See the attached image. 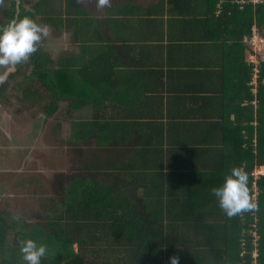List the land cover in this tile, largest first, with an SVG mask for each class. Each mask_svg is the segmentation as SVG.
I'll list each match as a JSON object with an SVG mask.
<instances>
[{
  "label": "crops",
  "instance_id": "obj_1",
  "mask_svg": "<svg viewBox=\"0 0 264 264\" xmlns=\"http://www.w3.org/2000/svg\"><path fill=\"white\" fill-rule=\"evenodd\" d=\"M242 1L239 0L241 5ZM39 2L28 0L23 6L27 11L35 12V5ZM49 3L54 14L64 21L62 25L55 26L56 30L42 25L47 27V35H51L57 45L54 56L44 51L51 59V66L58 71L60 62L65 58H88L82 45L76 41V28L71 26V20H80L85 44L101 46V55H104L108 72L113 69L115 74L109 79L110 86L114 84L115 97L105 103L100 115L103 116V122L122 124L118 126L121 130L118 133L124 134L123 144L118 143L117 148H105L98 147L94 138L77 146L71 142L70 126L58 135L55 133L56 138H64L63 153H67L70 160L67 169L74 168L81 152L89 162L99 160L106 165L113 160L117 163L146 165L148 168L162 165L164 171L171 167L170 160H182L184 155L183 159L188 161L186 166L200 170L203 180L197 181L196 185H211L209 188L212 189L223 183L232 167L242 164L238 160L240 157H237L241 142L238 144L237 140L242 136L250 140L251 127L258 126L257 92L254 93L258 84L255 85L254 78H251V67L246 64V60L252 63L253 54L247 51L245 44L234 40L236 33L233 31H216L213 19L219 15L220 4L217 5V11L209 10L205 14L207 7L199 1L192 4L184 0L178 3L173 0H109V4L103 8L97 7L96 0H49ZM207 16L211 24L204 22ZM68 18L71 19L70 28ZM27 70L31 73L34 69ZM12 91L8 89L6 92L9 99L7 105L0 102V217L3 218L0 222V264H25L19 251V241L32 238L39 243L43 240L42 232L54 231V227L51 228L44 219L52 212L44 209V203H41L40 209L37 208L42 200L41 194L50 193L49 199H59L60 191L64 194L80 192L84 183L80 177L68 180L50 177L63 170L54 165H45L44 154L48 148L43 137L37 133L38 136L35 135L31 140L28 138L29 133L23 135L14 132L13 127L17 123L19 126L22 123L30 124L27 115L31 110L28 107L31 106L25 109L20 106H24L20 103L22 94L15 92L13 95ZM252 95L255 96L253 99ZM91 99L89 92L86 100L91 102ZM62 103L68 105L70 102ZM59 111L50 118L57 116L55 128L62 113ZM92 119L93 109L90 105L72 113V120L76 122H89ZM44 122L45 119L42 125ZM34 126L38 125L34 122L31 127ZM28 127H25L26 131ZM134 127H137V131ZM129 128L132 129L130 136L126 132ZM239 129H244L241 137ZM253 140L256 142V135ZM239 167L245 170V165ZM30 169L32 173L40 175H22L28 174ZM251 176H254L251 200L256 206L264 190L257 183L264 176V165L255 164ZM150 181L138 182L134 186L135 183L129 177H124L121 183L131 184L132 187L130 190L122 188V192L124 195L133 193L132 200H151L157 194L152 189L147 191L146 186L152 183ZM171 181L175 180L171 178ZM72 184L77 189L72 188ZM30 201L35 208L30 206ZM55 213L59 214L60 211ZM107 215L102 210L101 217H97L103 220ZM142 224L137 221L133 225L126 224L118 228L127 227V230L138 232ZM102 228L104 231L109 227L103 225ZM117 230L114 229L115 232ZM112 237H102L101 248L113 251L121 247L124 250L128 240ZM202 243L203 240H200ZM76 244L79 246L78 243L73 246ZM94 246L90 243L86 248L93 249ZM124 255L123 252H101L97 258L86 256L80 262L155 264L152 257L142 259ZM204 259L198 260L199 264H210ZM41 264H45L44 259ZM159 264H168V261Z\"/></svg>",
  "mask_w": 264,
  "mask_h": 264
},
{
  "label": "trees",
  "instance_id": "obj_2",
  "mask_svg": "<svg viewBox=\"0 0 264 264\" xmlns=\"http://www.w3.org/2000/svg\"><path fill=\"white\" fill-rule=\"evenodd\" d=\"M173 1L178 3L182 0ZM184 1L192 4L199 1L207 7L205 14H208L209 10L217 11V5L220 4L219 15L213 19L216 31L236 33L234 40L245 44L247 51L260 61L256 70L255 65L246 60V64H249L252 70V79L256 75L255 70L258 71L256 95L259 108L258 126L251 127L250 140L241 137L244 129H239L241 139L237 140L238 144L241 142L237 150V157H240L238 160L242 163L239 166L245 165L251 200V187L254 181L252 171L255 164L264 165V55L262 58L254 53L248 41L254 34L264 37V0L257 4L252 0H245L242 5L239 0ZM23 4L21 0H4L0 4V16L4 17L0 26L24 16L35 21L39 19L40 21H36L38 24L47 25L55 30V26H60L64 22L62 17L50 9L49 0H40L35 5V12L27 11ZM70 20L69 18L67 20L68 27L76 28V41L82 45L88 58L86 60L65 58L60 62V69L56 71L51 66L50 57L43 50L41 39L37 50L27 60L15 66L19 70L18 73L22 67L34 69L31 76L15 82L12 87L10 81L17 79L21 73L10 74L8 79H13L4 81L0 87V102L7 105L9 99L6 92L13 89L19 95L22 94L23 100L19 101L24 104L25 109L28 105L33 106L40 102L42 99L40 88H43L50 100L45 112L48 119L58 112L63 101L70 102L67 103L68 109L62 111L57 121L55 128L57 135L62 133L65 127L70 126L71 142L77 146L94 138L98 147L117 148L118 143L121 145L124 141L122 140L124 134L118 133V126L122 124L114 121L103 122V116L100 115L105 103L115 97L114 84L111 86L109 84L110 77L115 74L113 69L108 72L104 55H101L102 47L85 44L81 35L84 28L80 20H71L73 23L71 26ZM204 22L211 24V19L207 16ZM89 92L91 102L86 100V94ZM254 97L252 95L251 99ZM87 105L93 109L92 121H73L72 113L83 110ZM134 130L137 131V127H134ZM131 131L130 128L126 129L128 136L131 135ZM255 135L256 142L253 140ZM144 148L145 145L142 150ZM78 158L80 165L78 163L74 165L75 174L60 173L55 177L64 180L80 177L84 183L83 189L80 192L65 194L60 191L59 199L52 198L43 204L44 209L52 212L44 219L51 228L54 227L53 232H42L43 240L39 242L48 246V252L42 258L45 264H84L80 261L86 256L97 258L99 253L108 251L123 252L127 257L142 259L152 257L155 264L163 263L164 260L169 264V257L172 255L179 257V264H199L198 260L203 258L210 264H264V190L253 209L229 217L219 207L218 199L209 188L211 185L205 187L196 185L197 181L203 180L200 170L186 166L188 161L183 159L184 155L182 160H170L172 164L168 171H164L162 165L148 168L146 165L117 163L113 160L108 161L106 165L99 160L89 162L86 161L83 152L78 154ZM175 166L177 168H172ZM124 177H129L135 183L134 186L138 182L151 180V185L146 186L147 191L155 190L157 195L151 197V200H132L133 193L128 192L124 195L122 192V188L130 190L132 187L131 184L121 183ZM101 178L104 180L100 181ZM171 178L175 181H171ZM257 183L264 189V176H261ZM72 188L77 189L75 184H72ZM102 210L108 215L100 220ZM55 211L60 213L57 214ZM1 220L3 218L0 217V222ZM137 221L143 223L142 229L138 232L127 230V227L118 228L126 224L133 225ZM103 225L109 228L103 231ZM115 228L118 229L116 232ZM254 233L258 236L257 240ZM106 235L110 238H113L112 236L126 238L128 241L124 250L121 247L112 249L113 251L101 248V239ZM200 240H203L202 244ZM74 243L79 244V252L75 251ZM90 243L95 244L93 249L86 248ZM254 253H257L256 257ZM90 264L95 263L93 261Z\"/></svg>",
  "mask_w": 264,
  "mask_h": 264
},
{
  "label": "clouds",
  "instance_id": "obj_3",
  "mask_svg": "<svg viewBox=\"0 0 264 264\" xmlns=\"http://www.w3.org/2000/svg\"><path fill=\"white\" fill-rule=\"evenodd\" d=\"M98 8L109 4V0H96ZM47 27L38 24L28 16L13 19L4 26H0V66H7L11 71L22 61L37 50V47ZM7 72L0 75V81L6 78ZM248 175L242 167H232L225 175L223 183L211 189L218 199L219 207L229 217L243 211L253 209L255 204L250 200L248 189ZM13 219H19L14 217ZM19 251L25 264H41V260L48 252V246L38 243L32 238L19 241ZM169 264H179V257H169Z\"/></svg>",
  "mask_w": 264,
  "mask_h": 264
},
{
  "label": "rangeland",
  "instance_id": "obj_4",
  "mask_svg": "<svg viewBox=\"0 0 264 264\" xmlns=\"http://www.w3.org/2000/svg\"><path fill=\"white\" fill-rule=\"evenodd\" d=\"M3 1L4 0H0V4ZM21 1H23V3H27L28 2V0H21ZM261 1L262 0H252V2L255 3V4H257V3L261 2ZM3 18L4 17L0 16V25H2V23H3ZM248 42H249L250 48L253 50V52L256 53L258 56L263 58L264 45L259 40H256L254 42H250V41H248ZM42 43H43V50L44 51L47 50L49 53H51L52 56H54V51L57 50V48H56L57 45L54 42V40L52 39L51 35H47V34L44 35L42 37ZM56 61H57V59L55 60V63H56ZM252 63L255 65L256 70H257V67L260 64V61L257 60L256 58H254ZM4 67H7V66H2V67L0 66V75L4 74L5 71L8 70L7 68H4ZM256 70H255V74L256 75L254 76V83L257 86L259 77L257 75V71ZM11 71H13L14 73H7L6 78L3 79L2 81H0V83L1 82L4 83V81H6V80H8V81L12 80L13 78L8 79L10 74H14L15 75V74H17L19 72V70L16 69V68H14ZM21 71H24V72L21 73V75L19 77H17V79H15V80L13 79L12 82L10 81V84H12V87H13L15 82H19V81L25 80V78H29V76H31V73L27 72L28 71L27 67L24 70H22V68H21ZM18 74H20V73H18ZM40 91H41V94H42V96H41L42 99L40 100V102L34 104L31 107H28V108L31 109V110L29 109L30 113L27 115V117L29 118V123L30 124L29 125H25V123H22V126H19V123H17L13 127L14 128V132H18V133H21L23 135H27L29 133L28 134V138H30L31 140L38 133L39 137L42 136L43 139L45 140L46 149L48 148L45 151V154H44V163H45V165L50 166V167H52V165H54L55 167H60V169L63 170V171H60V173L61 172L67 173L70 170L68 174H75V169L74 168H71V169H67L66 168V166L68 165V162H70V160H69V155H67V153H63V151H64V148H63V146H64V144H63L64 138L62 136H61L60 139L55 137V132L56 131L54 130V128H55V123H56L55 120H56L57 116L54 117L53 119H48L46 117L45 112H46L47 107H49V103H50V100L48 98V94H47L46 90L43 89V88H40ZM256 92H257V89L254 90V93H256ZM12 93L14 95L15 91L13 90ZM16 93L18 94L17 91H16ZM16 102H18V100ZM20 106H22L24 108L23 105H20ZM60 106L61 107H60V111L59 112H62V111H65V110L68 109V105H66L64 103H62ZM44 119H45V122L42 125V122H43ZM34 122H35V125H38V126L31 127L32 123H34ZM27 126H29V127L27 128V131H26L25 127H27ZM55 141L57 143H54ZM53 145H56V146H53ZM62 148H63V150L61 151ZM84 157H85V155H84ZM50 160H52V162L50 164H48L47 162L50 161ZM65 162H66V164H64ZM32 164L33 163H31L29 165H32ZM58 164H60V165H58ZM78 165H80V161L79 160H78ZM48 170H49L48 172H51L50 169H48ZM60 173H58V174H60ZM50 174H52V173H50ZM17 175H19V174H17ZM22 175L23 176H32V175L39 176L40 174L32 173V170L30 169L28 174H22ZM56 175L57 174H52V175H50V177H53V176H56ZM47 192H48V190H47ZM48 194H50V193L41 194V196L42 195H44V196H42V197L40 196V199H42V200L39 201L40 204L38 203V205H39V206H37L38 209H40L42 207L41 203H45V202L48 203V200H49ZM28 203L30 204V206L32 208L36 207L31 201L28 202ZM254 236H255V238L258 239V236H256V234ZM74 249H75L76 252H79V250H80L79 246L77 244L74 246Z\"/></svg>",
  "mask_w": 264,
  "mask_h": 264
},
{
  "label": "built area",
  "instance_id": "obj_5",
  "mask_svg": "<svg viewBox=\"0 0 264 264\" xmlns=\"http://www.w3.org/2000/svg\"><path fill=\"white\" fill-rule=\"evenodd\" d=\"M246 1L243 0L242 3H245ZM256 40H259L263 45H264V37H260L258 34H254V36L251 38V40H249L250 42H254ZM264 55V54H263ZM254 58H256L255 56L252 57V59L254 60ZM258 73V71H257ZM255 197V196H254Z\"/></svg>",
  "mask_w": 264,
  "mask_h": 264
}]
</instances>
